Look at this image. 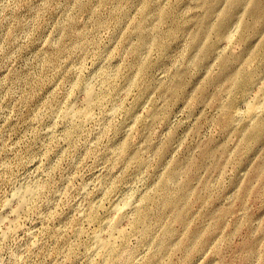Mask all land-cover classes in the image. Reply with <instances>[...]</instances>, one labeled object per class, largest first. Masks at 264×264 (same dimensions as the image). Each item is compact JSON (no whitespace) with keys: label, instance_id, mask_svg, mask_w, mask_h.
Listing matches in <instances>:
<instances>
[{"label":"rangeland","instance_id":"rangeland-1","mask_svg":"<svg viewBox=\"0 0 264 264\" xmlns=\"http://www.w3.org/2000/svg\"><path fill=\"white\" fill-rule=\"evenodd\" d=\"M0 264H264V0H0Z\"/></svg>","mask_w":264,"mask_h":264},{"label":"bare ground","instance_id":"bare-ground-1","mask_svg":"<svg viewBox=\"0 0 264 264\" xmlns=\"http://www.w3.org/2000/svg\"><path fill=\"white\" fill-rule=\"evenodd\" d=\"M232 1L235 2L237 0H232ZM99 102H100V99L97 96H94V94L89 93L88 94V98L86 100L85 109L75 112L74 115H76L77 117H82V118L83 117H87L91 113V109H92L93 105L94 104L97 105V104H99ZM254 109H255L254 106H250L248 108V114L252 115L254 113ZM229 119H230V116H228V120ZM254 133H256V130L254 131ZM15 194L17 196H19V194H22L25 197V198H23L25 202L27 200L30 201L29 199L33 197V194H32V192H31V190L29 188L18 190ZM20 197H21V195H20ZM21 201H23V200H21ZM126 205L129 208H134V206H135V204L133 202H128ZM95 243H96L97 249L99 251H101L102 253H104V254L114 255L116 253V250L114 248V241H111L110 238L109 239H107V238L104 239L101 234H97L96 238H95Z\"/></svg>","mask_w":264,"mask_h":264}]
</instances>
